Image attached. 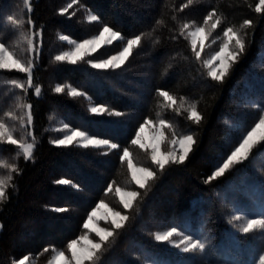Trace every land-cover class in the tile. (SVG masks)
<instances>
[{
	"label": "trees",
	"instance_id": "16d2710c",
	"mask_svg": "<svg viewBox=\"0 0 264 264\" xmlns=\"http://www.w3.org/2000/svg\"><path fill=\"white\" fill-rule=\"evenodd\" d=\"M258 6L260 0H0V41L20 56L24 32L32 26L42 45L31 85L28 73L0 69V120L16 114L25 99L37 140L28 159L15 145L0 142V162L8 165L0 166V178L10 177L0 202V264L25 257L48 264L56 251L71 259L68 244L90 234L83 224L100 202L128 219L120 228L108 223L113 234L103 242L90 234L102 246L85 264H251L264 248V230L236 234L231 242L229 221L235 211L264 216V140L223 177H210L264 110V10L257 12ZM22 20L27 28L20 27ZM211 23L215 36L223 38L232 28L245 43L222 82L211 79L206 55L197 59L187 36L188 27ZM105 26L123 39L75 65L55 59L69 47L61 36L82 41ZM137 35L139 45L120 68L90 66ZM16 82L29 86L19 89ZM71 88L83 95L71 96ZM93 105L122 115L93 114ZM193 108L202 117L199 124L190 119ZM148 121L164 122V146L193 135L184 163L169 162L160 170L150 150L131 143ZM60 122L118 147L57 146L52 127ZM125 147L136 164L156 174L145 188L121 159ZM60 179L72 183L58 184ZM119 189L138 193L130 208H124ZM172 227L206 240L205 251L185 254L155 239Z\"/></svg>",
	"mask_w": 264,
	"mask_h": 264
},
{
	"label": "snow or ice",
	"instance_id": "6c2138e0",
	"mask_svg": "<svg viewBox=\"0 0 264 264\" xmlns=\"http://www.w3.org/2000/svg\"><path fill=\"white\" fill-rule=\"evenodd\" d=\"M264 10V0H260V6L256 8L257 12H260ZM8 19L12 23H17V21L13 17H8ZM91 19L93 21L97 20L96 16H92ZM208 19H211V16L208 17ZM218 23V22H217ZM245 24L250 25V21H245ZM215 27V25H213ZM203 28H197L196 32L190 33V35L193 37L192 39V48L193 51L196 50V36L203 33ZM223 35L227 38L228 41L235 40V48L236 51L229 50V43H225L219 50V52L213 56L211 59L206 61V66L210 69L209 75L212 80L214 81H220L222 82L225 75L229 72V69L231 67V64L229 61H237L240 54H242L245 50V43L243 39H241L236 33L233 32L232 28H228ZM61 40H68L67 36H61ZM123 39L121 36V33L118 31H114L111 27L105 26L103 27L102 31L92 37L91 39H85L83 42H76L75 40L70 41L74 45V50L64 52L60 55H57L55 59L57 61H67L68 63H71L75 65L79 59L82 58V50H86L87 52H95L98 47L102 45H111L114 41ZM141 40V37L139 35L135 36L134 38L127 39L125 42V46L122 48V50L119 52L118 55H111L103 60L100 61H91L90 66L95 69H118L121 67V65L124 63V61L128 58L129 54L131 53V50L134 46L139 45ZM203 48V45H201V50ZM227 54V55H225ZM200 56V52L196 51V57L197 59ZM213 60H219V66L215 69H213ZM9 67H15L20 72H27L28 73V84H32V76H31V66H24L21 61L18 59H13L12 56L8 53V49L5 47L3 43H0V69H5ZM219 73V74H218ZM18 88H23V84H17ZM55 91L57 93H62L64 91V88L57 85L55 88ZM37 94L39 93V89H36ZM69 94L71 96H77V95H83V93L78 92L75 88H71ZM161 96L165 97V99L172 101V96L169 95L167 91H162L160 93ZM90 111L93 114H104L107 113L108 115H115V116H121L122 113L119 111H110L106 106L100 105V106H94L90 109ZM31 117L29 116V120ZM190 119H192L196 124L200 123V120L202 117L196 112L195 108L191 111ZM147 123H152L151 121H148ZM164 122H161V125L163 126ZM144 132V126L142 125L139 128V132L136 133L135 139L131 141L132 144H138L140 148L147 149V145H145L143 142H141V136L140 134ZM260 132L262 134V138H264V116H261L259 119V122L255 124L254 127H252L249 131L245 133V135L241 138V142L239 143V146L236 147L233 151H231V154L224 159L222 164H220L218 167L215 168L214 172L212 173L210 179H215L219 177H223L225 175V172L227 169L230 168L233 164H240L242 161L248 159V154L252 151L253 145L255 143L254 137L257 136V133ZM162 136L163 133H160ZM79 137L80 141L79 143L82 144L83 147L87 148L90 145L93 147H102L107 146L111 149H116L118 145L116 143L110 142L108 139H97L88 136L84 131L80 130H72L69 132V134L63 136L62 138H59L55 141H52L57 146H70L76 141V138ZM0 138H5L7 141L12 145H18L20 149L23 150V153L25 155V158L28 159L32 156V149L33 144L31 143H19L17 140H15L11 134L8 133V130L4 123L0 122ZM173 145H178L181 154L177 157L176 153L168 152V153H162L160 151V148L156 145L152 146L151 149V160L152 162L159 167L160 170H163L165 165L171 160L175 164H182L184 163L185 159L187 158L189 152L191 151V146L195 143V140L193 138V135H183L179 139H173L171 141ZM130 156V153L128 149L125 147L123 149V153L121 156L122 160L128 159ZM0 166L2 167H8L6 163L0 162ZM129 167H132L131 160H129ZM14 170V169H13ZM139 171L143 174L141 179H136L135 172ZM155 172L148 169V168H138L133 169V179H135L136 184L139 185L140 188H145L146 182L148 178H155ZM10 179V177H9ZM58 184L62 185H69L72 182L68 179H60L57 181ZM5 184L6 180L4 178H0V198H2L5 195ZM110 190V189H109ZM124 195L130 197V198H136L138 196V193L136 191H130L124 193ZM123 206L125 209L130 207V200H123ZM104 206V205H101ZM98 210V209H97ZM56 211L63 212L65 209H56ZM113 215L115 217H118V219H114L112 221V224L116 228L122 227V222L126 221L128 217L126 215H121L120 212H114ZM96 216V211L91 212L90 215L87 217V222L83 224V227L85 229H89L93 223V218ZM242 215L240 214H234L229 223H233L235 221H240L242 219ZM261 228L264 229V218H249L247 219V222L244 224L243 228L240 229L243 233H251L255 228ZM96 232V235L99 237L100 241H105L106 237L111 236L113 233L110 231H106L102 228H96L94 229ZM174 235H181L182 239L177 242L174 246L177 248H180L181 244L184 245L182 248V251L184 253L194 252L196 250H199L200 252H204L206 248V240H202L200 238H193L191 235H184L183 233H178L177 229L175 227H172L170 230L163 231V232H157L155 234V239L157 241H168L171 243V237ZM82 240H85L88 245H90V248L85 249V254L78 255L76 248L79 241L73 240L71 243L68 244V248L72 251V260L75 261V264H84L85 260L91 259L92 255H94V250H99L101 248V243H93L91 240H88L87 237H81ZM25 260L27 257L24 258ZM56 261H64V264H72V261L65 259L64 252H58L57 256L55 258ZM20 264H23V261L20 262ZM251 264H264V248H261V250L255 255L254 259L252 260Z\"/></svg>",
	"mask_w": 264,
	"mask_h": 264
},
{
	"label": "rangeland",
	"instance_id": "374dc122",
	"mask_svg": "<svg viewBox=\"0 0 264 264\" xmlns=\"http://www.w3.org/2000/svg\"><path fill=\"white\" fill-rule=\"evenodd\" d=\"M92 16H94V15L93 14L89 15V19L90 20H92L91 19ZM22 21H23V24H21L20 27L27 28L29 26V24H27L24 20H22ZM213 25L214 24L211 23V24L205 25V26H195V27L194 26H190V27L187 28V36H188L191 44H192L193 37L190 35V33L196 32L197 28H203L204 29L203 33H201V34L196 36V41H197V43H196V51L200 52V54L206 55L207 60H209L213 56H215L219 52L220 48L225 43H229V50L236 51L235 40L233 39L232 41H228L225 36H223V38H222L221 35L220 36H215L213 34L214 31H215L214 30L215 27H213ZM236 34L239 36L238 33H236ZM91 38H89V39H91ZM240 38L242 39V37H240ZM72 40L73 39H71L70 37H68V40H64V41H66L69 44V47H67V49L59 52L57 55H60V54H62L64 52H68V51L74 50V45L72 43H70V41H72ZM83 41L84 40L76 41V42H83ZM23 42L25 43V47L23 48L22 52L19 53L20 56H16L10 49H8L6 46L5 47L8 49V53L12 56L13 59H18L19 61H21V63L24 66H29L30 65L31 66V73H32V70H33V68L35 66V61L38 58V55H39V53L41 51V48H42L40 37L37 35L36 32H34L32 30V26H31V28L28 31L24 32ZM0 43H2V42L0 41ZM216 44H217V48H215ZM201 45H203L202 50H201ZM105 46H107V44L98 47L95 52H87L86 50H82V58L83 57H90L91 55L95 54L98 50H100L102 47H105ZM119 52H117L115 54H112V55H118ZM225 55H227V54H225ZM81 59H79V60H81ZM100 60H103V59H99V60L93 59L91 61H100ZM229 62H230V64L233 63V61H229ZM219 63H220L219 60H213V69L217 68L219 66ZM5 69H16V68L15 67H9V68H5ZM17 84H23V83H19V82L14 83L15 86ZM23 85H24V87L23 88H19V89H26L29 86V85H25V84H23ZM92 107H94V105L91 106V108ZM29 116L31 117L30 120H29ZM261 116H264V110H263ZM0 122L5 124V126H6V128L8 130V133L11 134V136L15 140H17L19 143H25V144L31 143V144H33V149H32V155H33V152H34V150L36 148V145H37V140H36V138L34 136V133H33V120H32L30 106L25 102V99H24V101L22 100L19 103L18 112L16 114H11V115L8 116V120H0ZM258 122H259V120L256 123H258ZM255 124H254V126H255ZM143 126H144V132L140 134L141 142H143L145 145H147V149L148 150L151 151L152 146L156 145V146H158L160 148V151L162 153L166 154L168 152H173L174 151L176 153L177 157L181 154L178 145H173L172 143H169V144H166L164 146V144H163L164 143V131H163V126L161 125V122L160 123L152 122L150 124L147 123V124H145ZM52 128L57 133V134L54 135L53 141H55V140H57L59 138H62L63 136L69 134V132L72 131V130H78V129H73V128L69 127L68 125H66L65 123H62V122L57 123V125H54ZM138 132H139V130H138ZM160 133H163V135L161 136ZM244 135H245V133H244ZM88 136H90V135H88ZM90 137H92V136H90ZM93 138L102 139V138H98V137H93ZM179 138H181V137H176L175 139H179ZM254 140H255V143H254L253 147L257 143H259L262 140H264V138H262V134L260 132H258L257 136L254 137ZM79 141H80V138L77 137L76 141H74V143H77L78 145L82 146V144L79 143ZM0 142L9 143L7 141V139H5V138H0ZM136 145H138V144H136ZM15 146L18 148V152L20 154L24 155L23 150L20 149L18 147V145H15ZM192 146H191V149H192ZM238 146H239V144L236 147H238ZM102 147H107V146H102ZM190 152H189V154H190ZM189 154H188V156H189ZM127 160H128V162H129V160H131L132 167L130 169H131V174H132V178H133V169H138V168H141V167H144V166L136 164V162L133 160V158L131 156H129V158ZM169 162H172V161L169 160ZM144 168H147V167H144ZM135 176H136V179H141L143 174L140 173L139 171H136L135 172ZM1 178H4L6 180L5 189H4L5 192H6V189H7L8 184H9V179L6 178V177H1ZM148 179H147V181H148ZM133 180L136 183L135 179H133ZM130 191H132V190L119 189L118 190V195H119V198H120L121 202L123 200H130V206H131L133 201L135 200V198H130V197L124 195V193L130 192ZM3 198H4V196L2 198H0V202L3 200ZM122 204H123V202H122ZM101 205H104V206H101ZM93 211H96V216L93 218V223H92L91 227L88 229L89 233L90 234L94 233L96 235V232L94 231V229H96V228H102V229H105L106 231H110L106 225H108V223H112V221L114 219H118V217H115L113 215V213L117 212V211L113 210L105 202L98 203V205L96 206V208H94V210H92V212ZM234 214H240V215H242L243 218L240 221H235L233 223H230L231 232L229 233V238L231 239V242H235L236 234L243 233L240 229L243 228L244 224L247 222V219H249V218H264V216H262V215L261 216H251L249 214H246V213H243V212H240V211H235L233 213V215ZM121 215H123V214H121ZM86 222H87V220H86ZM256 229L264 230V229H261L259 227L255 228L254 230H256ZM168 230H170V229H168ZM165 231H167V230H165ZM177 232L178 233H183L184 235H191V234H189L187 232H184V231H181V230H178V229H177ZM90 234H87V235H85L83 237H87V239L91 240L93 243H100V241H96L94 238H92V236ZM191 236H193V235H191ZM106 238H108V237H106ZM193 238L202 239L198 235H196V236L194 235ZM170 239H171V243H169L168 241H162V242H165V243L169 244L170 246H172L173 248L177 249L178 251L184 253L182 251V248L184 247L183 244H181L180 248H177V247L174 246L177 242H179L182 239V236L181 235H174ZM202 240H204V239H202ZM77 241H79V243L77 244V248H76L77 254L78 255L85 254V249L90 248V245H88L86 243V241L82 240L81 238L78 239ZM196 251H199V250H196ZM196 251L185 253V254H193ZM58 252H61V251H56L54 253V255L52 256V258H51V260L49 261L48 264H64V261H56L55 260ZM70 252H71V259H69L67 257V255L64 253L65 254V259L69 260V261H72V264H75V261L72 260V251H71V249H70ZM95 252H96V250H94V254H95ZM92 257H93V255H92ZM21 261H23V264H34V260L32 258H30V257H27L26 260L23 258L22 260L18 261L17 263L20 264ZM86 261L87 260L84 261V264H85Z\"/></svg>",
	"mask_w": 264,
	"mask_h": 264
}]
</instances>
